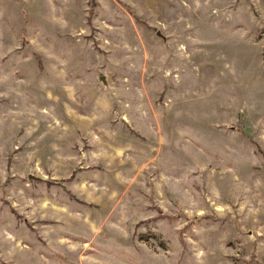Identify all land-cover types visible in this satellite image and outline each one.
I'll list each match as a JSON object with an SVG mask.
<instances>
[{"label":"rangeland","instance_id":"1","mask_svg":"<svg viewBox=\"0 0 264 264\" xmlns=\"http://www.w3.org/2000/svg\"><path fill=\"white\" fill-rule=\"evenodd\" d=\"M0 264H264V0H0Z\"/></svg>","mask_w":264,"mask_h":264},{"label":"trees","instance_id":"2","mask_svg":"<svg viewBox=\"0 0 264 264\" xmlns=\"http://www.w3.org/2000/svg\"><path fill=\"white\" fill-rule=\"evenodd\" d=\"M166 217H168L170 220H172V216H168V215H165Z\"/></svg>","mask_w":264,"mask_h":264}]
</instances>
